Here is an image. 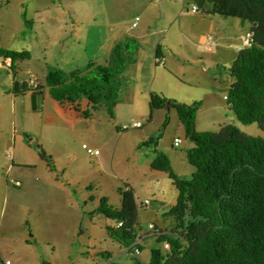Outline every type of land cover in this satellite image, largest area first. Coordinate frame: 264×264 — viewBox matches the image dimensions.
<instances>
[{
  "label": "rangeland",
  "instance_id": "rangeland-1",
  "mask_svg": "<svg viewBox=\"0 0 264 264\" xmlns=\"http://www.w3.org/2000/svg\"><path fill=\"white\" fill-rule=\"evenodd\" d=\"M194 8L190 0H0V48L28 52L17 80L34 79L45 92L43 100L40 92L15 97L0 58V264H149L151 250L164 249L149 227L175 230L169 211L178 192L166 173L152 170L156 147L145 143L157 140L176 175L191 179L195 168L177 110L150 119L151 93L201 103L199 133L233 125L264 138L257 124L241 125L226 101L249 25ZM128 38L137 43L121 52L124 64H114V46ZM88 65L109 69L103 90L90 92L82 81L46 86L49 70L69 76ZM133 123L142 128L121 130ZM126 190L139 208L138 257L109 237L116 221L95 212L103 198L119 209Z\"/></svg>",
  "mask_w": 264,
  "mask_h": 264
},
{
  "label": "trees",
  "instance_id": "trees-1",
  "mask_svg": "<svg viewBox=\"0 0 264 264\" xmlns=\"http://www.w3.org/2000/svg\"><path fill=\"white\" fill-rule=\"evenodd\" d=\"M190 1L196 4L198 12L239 19L243 25H249L251 44L239 51L229 70L234 83L226 101L241 125L257 124L264 133V0ZM132 43L137 41L129 39L114 48L116 64L124 63L121 52L130 50ZM0 58L10 61L13 95H26L27 84L17 80V64L30 60V54L0 48ZM156 59H163L161 46L156 49ZM79 72L90 92L103 90L112 79L109 69L94 65ZM68 77L58 69H51L46 86H64ZM37 92L43 100L42 85ZM91 101L96 104L98 100ZM168 108L177 110L186 138L193 144L186 156L195 173L191 179L176 175L168 157L157 150V140L145 143L156 147L152 170L166 173L178 192L169 211L176 223L175 230L168 233L155 226L159 233L157 242L168 245V249L152 250L149 264H264V138L246 136L233 125L224 126L215 134L199 133L196 120L201 103L190 106L157 93L150 94V119L154 112ZM42 158L47 159L45 154ZM120 195L119 209L110 207L103 198L95 212L122 223L120 228L109 227L108 235L132 252L138 238L139 208L132 191H120Z\"/></svg>",
  "mask_w": 264,
  "mask_h": 264
},
{
  "label": "built area",
  "instance_id": "built-area-1",
  "mask_svg": "<svg viewBox=\"0 0 264 264\" xmlns=\"http://www.w3.org/2000/svg\"><path fill=\"white\" fill-rule=\"evenodd\" d=\"M193 12L194 13H198V9L197 8H194L193 9ZM134 27H136V25H134ZM250 44H251V38H250V35H248L247 36L246 46H250ZM158 65L159 66H162V67L164 66L163 62H159ZM27 87H28V91H27L28 94L33 93V92H37L38 89H39V83L37 81H35L34 79H31L29 81ZM141 127H142L141 123H133L131 126H123L121 128V130L126 131V130H129V129H140ZM180 146H181V140L176 139L175 142H174V147L175 148H179ZM84 149L87 150V152H88V154L90 156H98L99 155V152L98 151L97 152H94V151L88 149L87 147H84ZM17 185L20 186L19 183H17ZM147 206H149V203L148 202H146L144 204V207H147ZM120 227H122V223L117 224L115 228H120ZM149 230L154 233L155 237L158 236L159 233L155 230V226L151 225L149 227ZM141 240L142 239H138L137 238L136 241H135V244H134V247H135L134 248L135 249L134 250V254L137 257L141 255V250L138 249V247L140 246ZM164 247H165V249H168V245H164ZM7 264H9V263H7ZM93 264H98V263H96L94 261Z\"/></svg>",
  "mask_w": 264,
  "mask_h": 264
},
{
  "label": "crops",
  "instance_id": "crops-1",
  "mask_svg": "<svg viewBox=\"0 0 264 264\" xmlns=\"http://www.w3.org/2000/svg\"><path fill=\"white\" fill-rule=\"evenodd\" d=\"M129 40V38L126 40V42ZM133 40H136V39H133ZM125 42V43H126ZM124 43V44H125ZM246 43V42H245ZM124 44H120V45H124ZM119 44H116L115 46H114V48L116 47V46H118ZM114 48H113V50H114ZM162 56H164V52L162 51ZM112 58H113V62H114V64H116L115 63V60H114V57H113V54H112ZM124 63H125V60H124ZM123 63V64H124ZM7 65H9L10 66V61H7ZM86 68V67H85ZM85 68H83V69H85ZM83 69H76V72H73V76H72V74L70 75V77H68L69 78V82H73L74 83V86H76V87H78L79 86V84H80V82L82 81V78H83V75L82 74H79L80 72L79 71H81V70H83ZM62 72H63V70H62ZM79 72V73H78ZM75 74H76V76H75ZM67 84V83H66ZM62 87V86H61ZM26 95H29L30 96V94H26ZM142 128V127H141ZM176 199H177V197H175V201H174V204H175V202H176ZM174 204H172V206L171 207H173L174 206ZM158 229H160V230H163L162 228H160L159 226H157V225H155ZM164 231V230H163ZM138 239H142V238H140L139 237V235H138ZM152 251V250H151ZM142 252L143 251H141V254H142ZM109 255V254H108ZM141 256V255H140ZM109 257V259H111V254L108 256ZM8 263V262H7Z\"/></svg>",
  "mask_w": 264,
  "mask_h": 264
},
{
  "label": "clouds",
  "instance_id": "clouds-1",
  "mask_svg": "<svg viewBox=\"0 0 264 264\" xmlns=\"http://www.w3.org/2000/svg\"><path fill=\"white\" fill-rule=\"evenodd\" d=\"M133 28H135L134 26H133ZM249 34H247V36H248ZM247 42V41H246ZM246 44V43H245ZM247 47H249V46H247ZM40 85V84H39ZM26 94H28V93H26ZM31 95V94H30ZM165 248V247H164Z\"/></svg>",
  "mask_w": 264,
  "mask_h": 264
},
{
  "label": "water",
  "instance_id": "water-1",
  "mask_svg": "<svg viewBox=\"0 0 264 264\" xmlns=\"http://www.w3.org/2000/svg\"><path fill=\"white\" fill-rule=\"evenodd\" d=\"M169 109V108H168Z\"/></svg>",
  "mask_w": 264,
  "mask_h": 264
}]
</instances>
